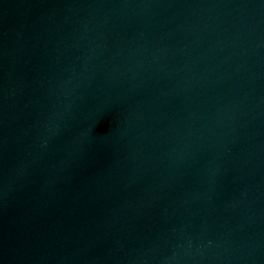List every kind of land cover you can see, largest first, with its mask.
I'll return each instance as SVG.
<instances>
[{
    "label": "water",
    "instance_id": "obj_1",
    "mask_svg": "<svg viewBox=\"0 0 264 264\" xmlns=\"http://www.w3.org/2000/svg\"><path fill=\"white\" fill-rule=\"evenodd\" d=\"M0 264H264V0H0Z\"/></svg>",
    "mask_w": 264,
    "mask_h": 264
}]
</instances>
